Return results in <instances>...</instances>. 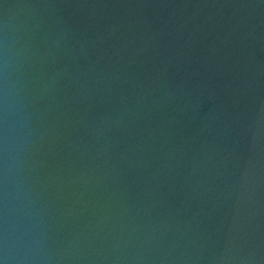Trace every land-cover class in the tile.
Instances as JSON below:
<instances>
[{
  "label": "water",
  "instance_id": "water-1",
  "mask_svg": "<svg viewBox=\"0 0 264 264\" xmlns=\"http://www.w3.org/2000/svg\"><path fill=\"white\" fill-rule=\"evenodd\" d=\"M0 264H264V0H0Z\"/></svg>",
  "mask_w": 264,
  "mask_h": 264
}]
</instances>
